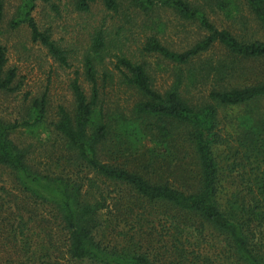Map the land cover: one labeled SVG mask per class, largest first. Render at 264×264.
Returning a JSON list of instances; mask_svg holds the SVG:
<instances>
[{"label":"trees","instance_id":"obj_1","mask_svg":"<svg viewBox=\"0 0 264 264\" xmlns=\"http://www.w3.org/2000/svg\"><path fill=\"white\" fill-rule=\"evenodd\" d=\"M35 1L23 0L8 27L24 25L30 41L67 66L68 51L32 15ZM102 1L108 11L121 10L125 23L129 8L149 14L169 8L197 22L201 38L173 51L146 37L142 55L174 64L171 83L158 90L148 61L124 52L121 28L112 36L94 30L82 59L90 92L75 71L72 110L57 108L53 126L62 148L54 169L33 167L27 150L11 139L21 126L42 128L45 96L34 98L19 122L0 119V166L15 174L25 197L53 212L72 264H264V76L229 84L247 63L264 67V38L239 39L215 27L206 9L228 12V0ZM92 2L74 0V7L87 12ZM244 4L264 35V0ZM214 45L224 50L222 59L192 63ZM108 57L115 59L114 71L105 67ZM6 62L0 44V93L17 89L15 69H6ZM206 80V95L193 101L189 87ZM113 83L133 96L129 107L107 96ZM238 107L218 117V109ZM228 123L235 148L223 128Z\"/></svg>","mask_w":264,"mask_h":264},{"label":"rangeland","instance_id":"obj_2","mask_svg":"<svg viewBox=\"0 0 264 264\" xmlns=\"http://www.w3.org/2000/svg\"><path fill=\"white\" fill-rule=\"evenodd\" d=\"M230 10L206 9L209 20L218 28H225L239 39H263L253 16L247 10L244 0H228ZM23 0H6L4 17L0 22V44L6 49V69L16 72V91L0 93V119L5 122H19L26 108L34 98L45 96V118L32 132L26 127L17 128L11 139L19 148L28 152L27 159L38 170L53 168L54 160L60 155L62 144L54 130L58 106L71 111L73 97L69 88L71 79L78 72L79 82L86 94L90 86L82 72V59L90 44V35L96 29H103L107 36L116 28H121V42L124 52L136 59L145 58L153 77V86L163 90L172 81L174 64L161 56L142 55L141 49L149 35L155 36L167 48L181 51L201 38L202 30L195 21L185 20L169 8L155 7L149 14L133 12L129 8L128 22L121 10L114 13L105 9L102 0H94L87 12L77 11L74 0H36L32 15L40 30L49 28L51 38L68 51V65L62 66L55 61L41 44L29 39L28 29L24 25L8 27L10 17ZM121 25V26H119ZM223 49L214 45L196 57L192 63L209 60L215 64L224 57ZM114 58L108 57L105 67L114 71ZM247 63L240 78H230L229 84L237 80L246 82L261 80L264 67ZM253 66V67H252ZM101 71V69L99 70ZM227 81V80H225ZM211 80L196 87H189L193 101L204 97L210 88ZM107 96L126 107L133 102V96L116 83L105 89ZM240 108L218 109V117L232 116ZM221 119V117H220ZM227 141L232 148L234 134L232 124H224ZM15 174L0 166V264H72L65 260V237L54 217L46 206H41L25 197L19 190ZM222 188H224L222 186ZM222 191V189H220ZM80 264H91L81 262Z\"/></svg>","mask_w":264,"mask_h":264}]
</instances>
